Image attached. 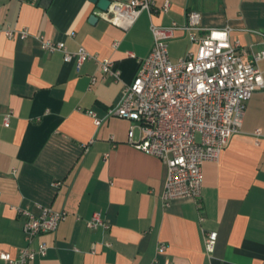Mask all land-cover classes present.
Wrapping results in <instances>:
<instances>
[{"label": "crops", "instance_id": "obj_1", "mask_svg": "<svg viewBox=\"0 0 264 264\" xmlns=\"http://www.w3.org/2000/svg\"><path fill=\"white\" fill-rule=\"evenodd\" d=\"M154 1H168L170 9L144 11L125 30L92 19L91 0H0V252L16 254L28 243L17 207L38 213V205H49L68 215L57 230L33 240L34 246L46 241L48 251L31 264H264V138L254 135L264 128L262 88L247 101L240 131L217 159L203 163V221L192 198L164 203L166 163L129 140V119L108 114L150 50L153 21L184 24L188 11H198L200 26L229 25L232 41L260 51L264 0ZM9 27L30 34L10 38ZM38 33L65 41L70 50L86 47L97 59L78 67L61 50H44ZM174 40L186 45L172 55L168 43L173 60L194 46L184 29ZM98 59L112 60L120 78L106 75ZM134 138H140L137 127ZM95 211L109 228L89 225ZM211 229L218 239L208 253L204 230ZM162 242L167 248L160 252Z\"/></svg>", "mask_w": 264, "mask_h": 264}, {"label": "built area", "instance_id": "obj_2", "mask_svg": "<svg viewBox=\"0 0 264 264\" xmlns=\"http://www.w3.org/2000/svg\"><path fill=\"white\" fill-rule=\"evenodd\" d=\"M169 9L168 1L157 6L154 0H113L107 10L98 11L97 15L127 30L144 11L153 14ZM200 22L201 14L194 10L187 12L184 24L173 21L163 25L153 21L150 50L140 59L134 79L124 87L120 101L108 109V114L129 119L132 122L129 140L166 163L164 203L169 205L178 197L192 198L199 210V220L203 221L206 218L202 202L203 163L221 155L230 138L242 127L247 101L256 89L264 90V69L260 66L264 49L258 51L253 45L245 46L240 39L232 41L229 25L203 27ZM178 29L189 32L194 46L186 55L173 60L168 43ZM5 33L10 38L18 33L26 38L30 31L9 27ZM37 38L44 50H61L64 60L75 61L78 67L87 59H97L86 47L70 50L65 41L43 33H38ZM98 61L106 75L120 78V70L112 60ZM96 81L97 76L92 75L91 84ZM88 112L97 124L102 122L93 110ZM12 114V110L3 113L5 125H10ZM136 127L140 131L139 139L134 138ZM254 135L257 141L264 138V128H256ZM38 206V213L28 206L17 207L25 216L23 230L28 243L16 254L2 250L3 264H31L38 255L47 254L46 241L41 240L36 246L32 242L42 233L57 230L68 211ZM88 223L91 227L110 226L101 211H95ZM217 239V230H204L208 253L214 251ZM166 248V243L159 244L160 252ZM166 264L172 263L167 260Z\"/></svg>", "mask_w": 264, "mask_h": 264}, {"label": "water", "instance_id": "obj_3", "mask_svg": "<svg viewBox=\"0 0 264 264\" xmlns=\"http://www.w3.org/2000/svg\"><path fill=\"white\" fill-rule=\"evenodd\" d=\"M91 1L96 4V12L92 16V19H99L97 12L102 10H107L112 2V0H91Z\"/></svg>", "mask_w": 264, "mask_h": 264}, {"label": "rangeland", "instance_id": "obj_4", "mask_svg": "<svg viewBox=\"0 0 264 264\" xmlns=\"http://www.w3.org/2000/svg\"><path fill=\"white\" fill-rule=\"evenodd\" d=\"M186 43L183 41H171L169 42V46H170V50H171V54L172 55H176L179 53V50H183V48L185 47Z\"/></svg>", "mask_w": 264, "mask_h": 264}]
</instances>
